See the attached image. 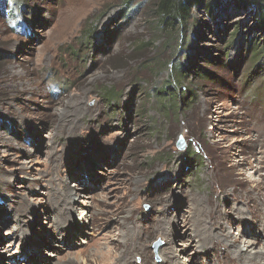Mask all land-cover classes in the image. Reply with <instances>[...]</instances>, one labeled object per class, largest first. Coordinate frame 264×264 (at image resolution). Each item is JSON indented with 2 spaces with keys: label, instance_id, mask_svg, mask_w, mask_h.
Instances as JSON below:
<instances>
[{
  "label": "rangeland",
  "instance_id": "1",
  "mask_svg": "<svg viewBox=\"0 0 264 264\" xmlns=\"http://www.w3.org/2000/svg\"><path fill=\"white\" fill-rule=\"evenodd\" d=\"M20 2L18 17L0 16V222L8 216L0 223V264L22 260L36 241L34 264H163L160 223L179 264H238L236 246L263 250L264 49L255 53L239 35L227 39L238 24V34L252 27V15L224 7L227 35L218 37L204 10H193L200 31L171 55L190 67L175 85L189 95L178 112H166L154 91L176 77L168 65L140 67L133 52L138 39L157 38L146 57L161 46L147 0H132L123 12L124 0ZM198 66L215 78H197ZM57 175L76 199L61 225ZM194 199L216 234L208 240L185 221ZM223 229L238 243L223 240Z\"/></svg>",
  "mask_w": 264,
  "mask_h": 264
},
{
  "label": "trees",
  "instance_id": "2",
  "mask_svg": "<svg viewBox=\"0 0 264 264\" xmlns=\"http://www.w3.org/2000/svg\"><path fill=\"white\" fill-rule=\"evenodd\" d=\"M132 0H124V5L120 6L119 11L123 12L128 9ZM148 4L146 10L149 12V25L154 30L158 37H161L158 52L151 56H145V51L149 49L157 38L150 39L147 41L136 40L133 47V52L136 54L137 58L141 61L140 67H146L150 71H156V69H162L165 66H169L171 69L172 79L176 77L174 82L159 87L154 91L157 100L160 105H163L166 112L173 109V112H178L181 108L180 104H183L179 100L187 101L186 97L188 93L183 91L177 92L175 89L176 82H179V78L185 76L186 71L190 68L183 63L178 61L173 64L174 58L172 53L175 51L180 52L185 49V46L189 43L190 34L195 31L198 34L200 31L199 19L194 16L195 8H202L208 21H210L214 27V33L220 37L219 32L227 35L226 27L224 24L220 23V14L224 7L237 13H244L252 15V27H247L245 31L239 33L242 29V25L238 24L229 33V43L234 41L236 35H239L241 39L252 45L253 51L259 53L264 49V41L259 42L260 37H264V2L261 0H147ZM225 5V6H224ZM25 3H21L20 0H0V16L1 18H16L24 10ZM19 22H15L18 25ZM222 24V25H220ZM91 28L86 29L89 32L87 37L91 33ZM85 31V30H84ZM84 31L81 33L83 35ZM244 32V33H243ZM264 39V38H263ZM169 52V56L166 57V52ZM146 57V58H145ZM151 57V58H150ZM186 57V58H185ZM184 60L188 61V57L185 56ZM112 63L120 62L117 56L110 57ZM172 63V64H171ZM209 63V62H207ZM170 64V65H169ZM194 74L200 80L203 79H214L212 73L206 70V67H195ZM170 88H173L170 90ZM118 91L113 89H105L103 95L113 100L116 98ZM189 101V100H188ZM191 148H186L188 153H191Z\"/></svg>",
  "mask_w": 264,
  "mask_h": 264
},
{
  "label": "bare ground",
  "instance_id": "3",
  "mask_svg": "<svg viewBox=\"0 0 264 264\" xmlns=\"http://www.w3.org/2000/svg\"><path fill=\"white\" fill-rule=\"evenodd\" d=\"M74 108H76V107H74ZM64 112V111H63ZM63 117V116H62ZM61 122V121H60ZM65 122L66 121H64L63 123H62V126L60 125V127H63V126H65V125H67V124H65ZM54 151V150H53ZM87 164H89V162L87 163ZM81 168H79L78 170H79V172H80V174H82V175H84V172H82V170H80ZM67 174V173H66ZM65 174V175H66ZM65 175L63 176V177H65ZM57 179L59 180V182H58V186H59V188H60V190H57V192L59 193V195H60V199H61V208H60V212L62 213V216H61V213L59 212L57 215H59V216H57L56 215V218H58V221H56V222H59V223H57V225H61V222H63V223H65V220H66V214H67V212L69 213L70 211H74V209H76L75 208V204L73 205V204H69V201L71 202L72 201V203H76V199L74 198V197H72L71 198V195H72V190L70 189V187H69V185L67 184V179H65L64 181H63V183L60 185V181H62V176H60V175H57ZM78 181L80 182V183H82V181H81V177H79V179H78ZM59 188H57V189H59ZM74 188V187H73ZM54 190V189H53ZM54 194V193H53ZM80 196V195H79ZM78 198H80V197H78ZM70 199V200H69ZM195 201L197 200V199H194ZM199 200V199H198ZM197 200V201H198ZM77 201H80V200H77ZM200 201V200H199ZM197 202V203H191L190 205L192 206L191 208H190V210H193V207H194V210H195V212H197V213H193V211L191 212V213H189L188 214V216L187 217H185V221L186 222H188V228L191 230V231H193V234L194 235H198L199 236V240L201 239V240H208V239H210L211 237H212V235H215L216 236V234L214 233V234H212V233H210V230L208 229V227L206 226V222L207 221H205V219H201L199 216H200V214L201 213H204L205 212V207L203 206V204L202 203H200V202ZM205 203V202H204ZM28 204V203H27ZM31 203H29L28 204V206L29 207H33V206H31L30 205ZM62 205H63V207H62ZM218 207V206H217ZM264 207V206H263ZM207 208H208V206H207ZM30 209V208H29ZM31 209H33V208H31ZM58 211H59V206H58ZM219 209V208H218ZM20 210V209H19ZM65 210V211H64ZM209 212V211H208ZM32 213V212H31ZM217 213V212H216ZM32 215V214H31ZM83 215V214H82ZM210 215H211V218H212V222L214 223H217V225H219V223H220V225L222 224L221 223V220H219L217 217H216V214H214V213H210ZM86 216V215H85ZM219 216V215H218ZM68 217V216H67ZM8 218V216H5L4 217V219L0 222V223H2V222H4V221H6V219ZM32 218H33V216H32ZM222 219V218H221ZM55 220V219H54ZM194 223H193V222ZM24 222H27V221H24ZM219 222V223H218ZM67 225V224H66ZM71 226L72 225V223H70V224H68V226ZM6 225H3V227H5ZM159 228H160V230H161V232H160V235L162 236V237H164L163 235H165V237L166 238H164V239H166L165 240V244H166V246L165 247H163V248H161V250H160V255H161V258H163V260H162V263L163 264H165V261L166 260H164V257H162V256H167L168 255V257L169 258H172L173 257V260L172 261H168V263L169 264H179L178 263V258H176V253L174 252V250H173V246L171 245V240L172 239H170L169 237H168V235H170L171 234V231L169 230V228H167L166 226L165 227H163V224L162 223H160L159 225ZM54 227V226H53ZM221 227V226H220ZM210 229L211 230H213V228H211L210 227ZM259 229V228H258ZM224 230V229H223ZM70 231V230H69ZM82 231V230H81ZM31 232H32V230H31V228L30 227H28V229H26L25 231H24V234H23V241H26V243L25 244H27L28 242L27 241H30L31 239H30V234H31ZM221 236H222V238H223V240H226V242H228V244L230 243V245L232 246L234 243H238V240H237V238H235V237H232V235H231V233H230V231L229 230H224L223 232H222V234H220ZM168 237V238H167ZM230 238V239H228V238ZM8 237H6V239H7ZM196 238V237H195ZM54 239L55 240H57V237L54 235V233L51 235V237L49 238V240L50 241H54ZM200 240V241H201ZM258 240V239H257ZM9 242H6L5 241V245L4 246H6L7 244H8ZM38 242L36 241V243L35 242H32V244H31V248H29L28 249V251H26L25 253H24V257H23V259L22 260H20V259H14L13 260V263L15 264H17V262L19 263H21V264H23V263H26V264H34L35 263V260H36V258H35V254H34V249H35V245L37 244ZM244 246H247L246 248H248L249 246H251L252 244L254 245V243L253 242H250V241H244ZM130 244V243H129ZM132 244V243H131ZM130 244V245H131ZM134 244V243H133ZM235 245H237V244H235ZM227 246V245H226ZM230 246V248H232ZM65 247V246H64ZM128 249H130V247L127 245L126 246ZM228 247V246H227ZM252 247V246H251ZM41 248V247H40ZM243 248V247H242ZM242 248H240V246H236L235 248H233V251L236 253V258H237V260L238 261H240L238 264H264V257H263V253H264V249L263 250H259V251H256V252H251L250 250H247V249H242ZM9 250H11L10 248L7 250V252L9 251ZM11 252V251H10ZM109 255V254H108ZM42 256V255H41ZM100 256V255H99ZM105 257V256H104ZM108 257V256H107ZM114 257V256H113ZM68 259V258H67ZM22 261V262H21ZM116 261V260H115ZM40 262V261H39ZM180 262V261H179ZM235 262V261H234ZM115 263V262H114ZM116 264V263H115ZM235 264V263H234Z\"/></svg>",
  "mask_w": 264,
  "mask_h": 264
},
{
  "label": "water",
  "instance_id": "4",
  "mask_svg": "<svg viewBox=\"0 0 264 264\" xmlns=\"http://www.w3.org/2000/svg\"><path fill=\"white\" fill-rule=\"evenodd\" d=\"M176 145H177L178 149H183L185 147V144H184V141H183L181 135H179L178 140L176 142Z\"/></svg>",
  "mask_w": 264,
  "mask_h": 264
}]
</instances>
